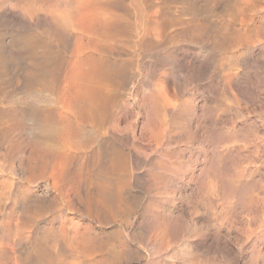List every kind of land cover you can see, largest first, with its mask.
<instances>
[{"label": "rangeland", "instance_id": "rangeland-1", "mask_svg": "<svg viewBox=\"0 0 264 264\" xmlns=\"http://www.w3.org/2000/svg\"><path fill=\"white\" fill-rule=\"evenodd\" d=\"M0 264H264V0H0Z\"/></svg>", "mask_w": 264, "mask_h": 264}, {"label": "bare ground", "instance_id": "bare-ground-1", "mask_svg": "<svg viewBox=\"0 0 264 264\" xmlns=\"http://www.w3.org/2000/svg\"><path fill=\"white\" fill-rule=\"evenodd\" d=\"M153 94V93H152ZM151 94V95H152ZM149 95H150V93H149ZM151 98H153V99H151ZM151 100L153 101V102H151V100H150V102H151V105H152V107H151V109L153 108L155 111L158 109H162V111H160L161 113H159V116L160 115H162V116H164L165 114H167V113H170V112H167L169 109H171V108H169V109H167V111H166V109L165 108H167V105L166 104H164L163 102H161V100L159 99V98H157L156 96L155 97H152L151 96ZM157 100V101H156ZM153 103V104H152ZM149 104V103H148ZM261 104V103H260ZM259 107V106H258ZM128 108H129V111L131 112V115L133 116V115H137V112H136V109H135V106H134V104H131V103H128ZM149 108V107H148ZM94 110V109H93ZM153 110V111H154ZM157 110V111H158ZM149 111H152V110H150L149 109ZM148 111V112H149ZM156 111V112H157ZM82 112V111H81ZM147 112V113H148ZM159 112V111H158ZM167 112V113H166ZM90 113V112H89ZM153 113V112H152ZM151 113V114H152ZM150 114V115H151ZM154 114V113H153ZM158 114V113H157ZM85 115H87V113L85 114ZM149 115V114H148ZM155 115V114H154ZM153 115V116H154ZM80 116V115H79ZM88 116V115H87ZM86 116V117H87ZM151 116H149V118H150ZM158 117V116H157ZM166 117H167V115H166ZM80 118H82V115H81V117ZM90 118V117H89ZM84 119H85V116H84ZM202 120V119H201ZM216 120V119H215ZM153 122V121H152ZM156 122H157V120H156ZM159 123H160V120L158 121ZM158 122L156 123V124H158ZM198 122V121H197ZM200 122H203V121H200ZM199 122V123H200ZM216 122V121H215ZM218 122V121H217ZM149 124H150V122H149ZM161 124V123H160ZM160 124L158 125L159 126V128H160ZM214 124V123H213ZM146 125H148V123H146ZM145 125V126H146ZM162 125V124H161ZM163 125H164V123H163ZM163 125H162V127H163ZM149 126H151V125H149ZM149 126H147V127H149ZM157 126V127H158ZM197 126H199V124L197 125ZM201 126V125H200ZM214 126H217V125H214ZM147 127H144V128H142V132L143 133H145L146 132V129H147ZM157 127H155V128H157ZM161 127V128H162ZM250 127H252V128H255V126L252 124V125H250ZM154 128V129H155ZM161 128L159 129V130H157V131H160L161 130ZM165 128V127H164ZM198 128L199 127H197L196 129L198 130ZM149 129H151L150 127H149ZM148 129V130H149ZM167 129V128H166ZM199 129H201V128H199ZM224 129V128H223ZM223 129H220V131L222 130L223 131ZM151 130H153V129H151ZM150 130V131H151ZM156 130V129H155ZM202 130V129H201ZM250 130H252V129H250ZM254 130V129H253ZM164 131V129L162 128V133H160V132H158V134L159 135H161V134H164L165 132H163ZM225 131V130H224ZM256 131V130H255ZM152 132V137H153V134H154V130L153 131H151ZM150 132V133H151ZM198 132H200L199 130H198ZM252 132V131H251ZM250 132V133H251ZM253 133V132H252ZM252 133H251V135H252ZM157 134V133H156ZM157 134V135H158ZM132 135V134H131ZM130 135V136H131ZM232 135V134H231ZM253 135H255V136H257L258 135V133L257 132H254L253 133ZM147 136V135H146ZM140 137V136H139ZM139 137H137L136 138V135H135V138H133V140H136V142H134V143H137V145H136V147L134 148V157L136 156V158H137V156L138 157H140V158H142L143 157V155H144V153H145V151H146V149H151V150H153V151H155V152H157V156H158V159H155L154 161H150V159L149 158H144V159H141V160H145V162H146V165L148 164L149 165V167L151 168V170L153 169V171H154V169H156L157 170V167L159 166H162L163 164H162V161H163V157L165 156L164 154H163V150H161V148H160V146L155 142H153V139H152V137H149L148 136V138L146 139V140H144V142H142V141H140L141 139H139ZM145 137V136H144ZM157 141V140H156ZM230 141H231V143L229 144V145H227L226 146V150H227V154H229L230 156H233V157H238V156H241V155H244L243 153V150H242V148H239L238 147V149H236V146H238L236 143V140L234 139V138H232V140L230 139ZM240 143V142H239ZM238 143V144H239ZM246 144V143H245ZM129 145V144H128ZM219 144L218 143H216V142H214L213 143V150L212 151H214L215 153L216 152H218V150H219ZM244 149V148H243ZM255 151H257L258 152V150L257 149H255ZM131 152V151H130ZM191 152V151H190ZM133 153V152H132ZM187 152L186 151H183V150H179L178 151V155H180V157H179V159L181 158V157H183V159H185L187 156L185 155ZM197 155V154H196ZM132 156H133V154H132ZM246 156V155H245ZM145 157V156H144ZM135 158V159H136ZM195 157H193V156H191V155H189L186 159H187V161L185 162V163H183L182 165H178L179 167H177L176 168V166H175V171H180V174H179V172H178V174L177 175H179V181H180V183H182L181 185H185V186H187V185H189L190 183H192V182H194V183H196L197 185H198V182L200 181V182H202L204 179H206V177H207V168L206 167H204L203 165L202 166H200L199 167V165H201V157L199 156V157H197V158H195ZM137 159H139V158H137ZM140 160V161H141ZM204 160V159H203ZM139 161V160H138ZM139 161V162H140ZM232 161H234V160H232ZM144 162V163H145ZM235 162V161H234ZM170 164V166H172L171 165V163H169ZM168 165V164H167ZM147 167V166H146ZM158 167V168H159ZM245 167V166H244ZM163 168V167H162ZM167 168V167H166ZM239 168V167H238ZM238 168H236V169H238ZM163 169H165V168H163ZM169 169V168H168ZM242 169V168H241ZM159 170H161L160 168H159ZM169 170H172V169H169ZM245 170V169H244ZM158 171V170H157ZM239 171V170H238ZM148 172L149 171H147V174H148ZM151 172V171H150ZM149 172V173H150ZM159 172V171H158ZM235 172H237V171H235ZM170 173V172H169ZM238 173V172H237ZM236 173V174H237ZM172 174H173V171H172ZM175 174V173H174ZM173 174V175H174ZM233 174V173H232ZM241 174V173H240ZM251 174V173H250ZM239 174H237V176H238ZM245 175V174H244ZM171 176V175H170ZM234 176V175H233ZM250 176V175H249ZM175 177V176H174ZM235 177H236V175H235ZM235 177H231V179H235L236 180V178ZM171 178V177H170ZM173 178V177H172ZM217 178V177H216ZM250 179V178H249ZM174 180V179H173ZM216 180V179H215ZM214 180V181H215ZM234 180V181H235ZM247 180V179H246ZM252 180H254V179H252ZM172 181V180H171ZM176 181V180H175ZM221 181H223V180H221ZM234 181H232V182H234ZM169 183H170V181H168ZM199 182V183H200ZM208 181L206 180V183H207ZM254 182V181H253ZM178 183V182H177ZM215 183V182H214ZM213 183V184H214ZM259 183V182H258ZM209 184V183H208ZM219 184V183H218ZM223 184V183H222ZM235 184V183H234ZM233 183H232V185H234ZM257 184V183H256ZM180 185V184H179ZM178 185V186H179ZM196 185V186H197ZM207 185V184H206ZM175 186V185H174ZM184 186V187H185ZM195 186V187H196ZM199 186V185H198ZM208 186V185H207ZM231 186V185H230ZM230 186H228V190L229 189H231V188H229ZM181 187V186H180ZM214 187V186H213ZM196 188H198V187H196ZM225 189L224 190H227L226 188L227 187H224ZM235 187H233L232 186V190L234 189ZM207 189V188H206ZM206 189H205V191H206ZM210 189V188H209ZM223 189V188H222ZM193 190V189H192ZM208 190V189H207ZM213 190V189H212ZM237 190V189H236ZM193 191H195V190H193ZM210 191V190H209ZM223 191V190H222ZM226 192V191H225ZM232 192V191H231ZM237 192V191H236ZM206 193H208V191L207 192H204V196H205V194ZM224 193V192H223ZM227 193H228V191H227ZM210 195H211V193H209ZM208 194V195H209ZM212 194H214V193H212ZM219 194V193H218ZM228 194H230V191H229V193ZM233 194H235V190H234V193ZM207 195V194H206ZM223 196H224V200L223 201H225L227 198H228V196L226 197V194L224 193V194H222ZM232 194H230V196H231ZM213 196V195H212ZM221 196V195H220ZM222 196V197H223ZM230 196H229V198H230ZM236 196V195H235ZM235 196H231L232 198L231 199H233V197H235ZM206 197V196H205ZM208 198H209V196H207ZM216 197H217V195H216ZM215 197H213V199H214ZM226 198V199H225ZM228 198V202H230L231 200ZM210 199V198H209ZM222 199V198H221ZM211 200V199H210ZM217 200V199H216ZM219 200V199H218ZM212 201V200H211ZM233 201V200H232ZM226 202H227V200H226ZM211 204L213 203V202H210ZM214 203H215V201H214ZM232 203V202H231ZM218 204H220L219 202H218ZM217 204V205H218ZM221 206L222 205H224V204H220ZM219 205V206H220ZM212 206H214L213 204H212ZM216 206V205H215ZM223 207V206H222ZM215 208V207H214ZM213 208V209H214ZM220 208V207H219ZM224 208V207H223ZM217 209V208H216ZM216 209H214V211L216 210ZM215 212H217L218 213V210H216ZM220 212H221V210H220ZM217 216V215H216ZM218 217V216H217ZM219 217H220V215H219ZM218 220H219V218H218ZM220 236V235H219ZM222 240V239H221Z\"/></svg>", "mask_w": 264, "mask_h": 264}]
</instances>
